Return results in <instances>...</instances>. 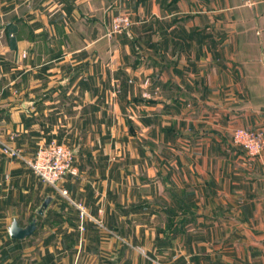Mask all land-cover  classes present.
<instances>
[{
    "label": "crops",
    "instance_id": "obj_1",
    "mask_svg": "<svg viewBox=\"0 0 264 264\" xmlns=\"http://www.w3.org/2000/svg\"><path fill=\"white\" fill-rule=\"evenodd\" d=\"M119 12L133 23L110 37ZM241 126L264 130V0H0V241L73 238L60 193L26 162L66 139L79 173L61 187L119 260L264 264V150L234 143ZM14 218L36 229L14 238Z\"/></svg>",
    "mask_w": 264,
    "mask_h": 264
},
{
    "label": "rangeland",
    "instance_id": "obj_2",
    "mask_svg": "<svg viewBox=\"0 0 264 264\" xmlns=\"http://www.w3.org/2000/svg\"><path fill=\"white\" fill-rule=\"evenodd\" d=\"M144 82L148 83L149 78H146ZM57 87L62 88L63 85L58 83ZM31 96L34 97L33 95ZM144 96L148 98L151 97L149 93H145ZM10 136L15 137L16 132L12 131ZM50 141L64 143L67 146L73 148L75 147L74 143H70L66 139H53ZM31 173L36 176V182L43 183L47 185L48 188L54 189V192L60 193V195L58 194V197L63 199V202L60 204V201L57 207H62L64 215L67 211V214L72 216L77 222L74 225V236L72 239L58 238L57 240L51 241L50 244L47 245L44 238L45 236L40 237V234H38L37 238L32 237V240L28 241L29 245L27 244L26 249H23V246L19 248L18 240L11 238H8L7 240L2 239L0 241V264H132L130 260H128V258L131 259L129 256H125L121 260L117 258V255H115L114 252L116 250L113 249V241L109 240V235L107 234V232L109 233L110 230L107 229L101 222L93 220L94 226L92 232L103 234L102 238L99 237V239H92L91 237H88L87 230L83 224V219L86 217L89 218V214L87 213V210L81 203L80 199L78 200L70 196L68 190L67 193H64L61 191V189H59V187H55L46 183L39 176H37L33 170ZM31 180H33V178H30V181ZM61 183L62 181L60 182V188H62ZM32 216H37L40 218V215L34 212L31 213L30 217ZM61 227L62 226H58L59 232L63 231L60 229ZM103 230L105 232H103ZM141 244H143V246L140 245L137 248L142 252V254H144V251L150 247V242L143 241ZM156 244L157 243H155L154 246H156ZM50 246L52 248L58 249V256L56 257L57 259L55 260L52 258V263H50V257L47 254V249H49ZM37 250H39L40 253H38ZM167 255L168 254L157 252V255H154L155 264H165L167 261L170 263Z\"/></svg>",
    "mask_w": 264,
    "mask_h": 264
},
{
    "label": "built area",
    "instance_id": "obj_3",
    "mask_svg": "<svg viewBox=\"0 0 264 264\" xmlns=\"http://www.w3.org/2000/svg\"><path fill=\"white\" fill-rule=\"evenodd\" d=\"M132 23L133 19L128 12H119L114 16L107 34L111 37L123 33ZM232 137L234 143L244 148L251 156L260 155L264 150V130L261 128L237 127L233 130ZM2 149L11 157L22 156V149L13 143L3 141ZM26 162L43 181L59 187L64 193H67V189L60 188V182L66 176L78 173L75 148L56 141L41 142L35 156L26 159Z\"/></svg>",
    "mask_w": 264,
    "mask_h": 264
},
{
    "label": "water",
    "instance_id": "obj_4",
    "mask_svg": "<svg viewBox=\"0 0 264 264\" xmlns=\"http://www.w3.org/2000/svg\"><path fill=\"white\" fill-rule=\"evenodd\" d=\"M51 201H52V196L47 195L43 200V202L37 208V212L42 215L45 214L47 207L49 206ZM36 226L37 223L35 218L25 226L21 225L17 218H14L9 226V232L10 235L14 238H24L30 235L31 233H33V231L36 229Z\"/></svg>",
    "mask_w": 264,
    "mask_h": 264
}]
</instances>
